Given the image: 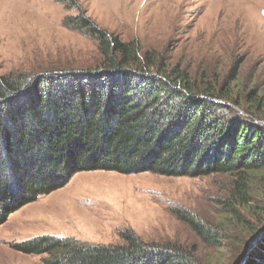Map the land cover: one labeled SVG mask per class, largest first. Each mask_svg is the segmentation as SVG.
I'll return each mask as SVG.
<instances>
[{
  "label": "trees",
  "instance_id": "trees-1",
  "mask_svg": "<svg viewBox=\"0 0 264 264\" xmlns=\"http://www.w3.org/2000/svg\"><path fill=\"white\" fill-rule=\"evenodd\" d=\"M64 26L93 39L95 67L45 75L0 74V225L20 209L65 188L83 172L169 178L231 175L225 219L172 213L203 245L228 248V264H264V101L243 100L238 67L227 83H197L156 51L107 32L79 0H68ZM123 245H91L40 236L14 251L44 264H211L197 245L148 243L131 230Z\"/></svg>",
  "mask_w": 264,
  "mask_h": 264
},
{
  "label": "rangeland",
  "instance_id": "rangeland-1",
  "mask_svg": "<svg viewBox=\"0 0 264 264\" xmlns=\"http://www.w3.org/2000/svg\"><path fill=\"white\" fill-rule=\"evenodd\" d=\"M68 0H0V74L45 75L95 67L101 52L92 39L64 26ZM107 32L156 51L197 83L232 88L242 99L258 92L264 101V0H79ZM261 123L264 124V121ZM231 175L169 178L83 172L65 188L42 197L0 225V264H44L43 257L14 251L40 236L72 237L91 245H123L131 230L148 243L197 245L211 264H228V248L212 250L173 215L174 208L213 223L223 221Z\"/></svg>",
  "mask_w": 264,
  "mask_h": 264
},
{
  "label": "water",
  "instance_id": "water-1",
  "mask_svg": "<svg viewBox=\"0 0 264 264\" xmlns=\"http://www.w3.org/2000/svg\"><path fill=\"white\" fill-rule=\"evenodd\" d=\"M264 235V231L260 232L257 236L254 237L250 245L252 246L251 250L257 245L259 239Z\"/></svg>",
  "mask_w": 264,
  "mask_h": 264
}]
</instances>
